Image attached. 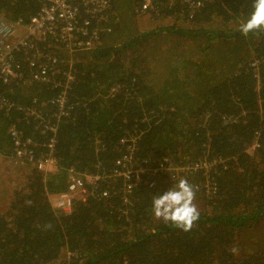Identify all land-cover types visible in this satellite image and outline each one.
Instances as JSON below:
<instances>
[{"label": "trees", "instance_id": "1", "mask_svg": "<svg viewBox=\"0 0 264 264\" xmlns=\"http://www.w3.org/2000/svg\"><path fill=\"white\" fill-rule=\"evenodd\" d=\"M143 3L94 13L78 1L75 37L94 34L91 48L71 53L50 35L12 55L15 76L0 78V264H264V32H239L253 0ZM44 7L0 0V17L22 35ZM12 127L35 160L54 138L55 170L16 162ZM122 139L136 141L131 189L114 174ZM89 177L98 186L80 208L57 215L54 197ZM181 178L200 214L188 232L151 212Z\"/></svg>", "mask_w": 264, "mask_h": 264}, {"label": "built area", "instance_id": "2", "mask_svg": "<svg viewBox=\"0 0 264 264\" xmlns=\"http://www.w3.org/2000/svg\"><path fill=\"white\" fill-rule=\"evenodd\" d=\"M78 1L84 2L85 6H90L94 13L102 12L108 4V0H45V7L30 20L27 27L23 28L24 32L22 35L19 34V29L21 28L19 23L8 22L0 17V78L3 83H7L15 76L10 62L12 55L22 48L28 47L30 41L42 40L50 35H59L61 42L71 53H74L73 50L75 48H91L94 34L89 36L86 31H83V37L88 38L86 42H80L78 41L79 38L75 37V33L78 31ZM151 2L152 0H144L142 9L144 11L147 10L151 6ZM31 66L34 67V64H31ZM58 103L62 105L63 100L60 99ZM52 134H55L54 130H52ZM9 136L15 147L13 159L16 162L24 164L25 160H29L35 164L36 171L45 176L50 171L55 170V159L52 156L56 144L54 138L48 144L49 157H44L46 160L44 158L35 160L33 152L28 150L30 142L23 143L15 127L9 129ZM135 143L134 139H122L120 141V145L127 150L128 154L116 162V170L114 172L116 177L124 166L131 161ZM256 148L257 146L253 147L252 150ZM139 174L140 171H137L131 177L130 184L138 180ZM98 182L99 178L97 177H89L85 178L84 181L72 182L68 187V191H65L59 200L53 199L52 207L59 211L62 216L74 213L87 197L86 185L96 188ZM128 189H131V185H129ZM106 195V193L103 194V196Z\"/></svg>", "mask_w": 264, "mask_h": 264}, {"label": "clouds", "instance_id": "3", "mask_svg": "<svg viewBox=\"0 0 264 264\" xmlns=\"http://www.w3.org/2000/svg\"><path fill=\"white\" fill-rule=\"evenodd\" d=\"M239 32L244 36L264 32V0H253L252 10L239 25ZM195 198V187L181 178L173 187L153 197L151 212L155 219L188 232L200 216Z\"/></svg>", "mask_w": 264, "mask_h": 264}, {"label": "bare ground", "instance_id": "4", "mask_svg": "<svg viewBox=\"0 0 264 264\" xmlns=\"http://www.w3.org/2000/svg\"><path fill=\"white\" fill-rule=\"evenodd\" d=\"M55 145H56V144H55ZM53 152H54V150H53ZM49 155H50V154H48V156H46L45 158H48ZM45 158H44V159H45ZM45 160H46V159H45ZM136 172H137V170L133 169L130 165H125V166H124L123 170L119 173V175H118V177H117V178H119V179L121 180V182H122V188L127 189V188L129 187V185H130V179H131V177H132ZM104 179H105V178H104ZM76 181H78V180H74V181H72V182H76ZM72 182H71V183H72ZM71 183H70V184H71ZM70 184H68V185L70 186ZM99 188H100V187H99ZM99 188H97L96 190H99ZM96 192H97V191H96ZM62 194H63V193H61L60 195H56L54 198L57 199V200H59ZM52 208H53V207H52ZM53 211H54L57 215H60L59 211L55 210L54 208H53ZM64 216H66V215H64Z\"/></svg>", "mask_w": 264, "mask_h": 264}, {"label": "rangeland", "instance_id": "5", "mask_svg": "<svg viewBox=\"0 0 264 264\" xmlns=\"http://www.w3.org/2000/svg\"><path fill=\"white\" fill-rule=\"evenodd\" d=\"M6 133H7V132H6V131H4V133H3L2 135H3V136H5V135H6ZM5 182H7V180H5Z\"/></svg>", "mask_w": 264, "mask_h": 264}]
</instances>
